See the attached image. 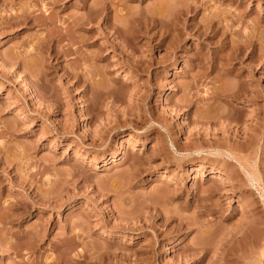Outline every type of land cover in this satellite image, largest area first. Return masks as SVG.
Returning a JSON list of instances; mask_svg holds the SVG:
<instances>
[{
    "label": "rangeland",
    "instance_id": "1",
    "mask_svg": "<svg viewBox=\"0 0 264 264\" xmlns=\"http://www.w3.org/2000/svg\"><path fill=\"white\" fill-rule=\"evenodd\" d=\"M180 1L0 0V264H264V0Z\"/></svg>",
    "mask_w": 264,
    "mask_h": 264
},
{
    "label": "bare ground",
    "instance_id": "2",
    "mask_svg": "<svg viewBox=\"0 0 264 264\" xmlns=\"http://www.w3.org/2000/svg\"><path fill=\"white\" fill-rule=\"evenodd\" d=\"M192 0H182V2L180 1L177 5H172V7H173V10L175 11V13H173V19L172 20H170L171 22L169 23V22H167L166 20V22L164 21V22H161L160 21V23H159V21H157L158 19H155V16L154 17H151V18H145L144 19V23L143 22H141V21H138V20H136V18L134 17V15L132 14V16H128V15H130V14H126L127 16H128V20L130 21V20H132V21H134V23L135 24H137L138 23V29H136V30H138L137 32H139L140 34L142 33L143 35H148L149 33H152L151 31H154V30H156L157 28H159V30H158V32H157V36L158 35H160V37L161 38H164V37H162V36H171V34H172V32L174 31L175 32V27H176V25L179 23V22H181V25H183V27L185 28V25H186V21H189V19L191 18V17H188V15L190 14L191 15V13L193 14L197 9H196V7H192ZM195 2V1H194ZM165 4H164V2H162V1H159L157 4H156V8L158 9V10H160V8L162 7V6H164ZM194 5H196L195 3H194ZM103 7V6H102ZM101 7V9H100V7H99V10H95V8L93 9L92 8V10L91 11H88V13H87V15L86 16H83L84 18H80L79 17V19H77V20H74L73 22H71L70 24H69V29L67 30L68 31V33H70V34H72V35H70V38H71V42H70V45L71 46H74V45H76V44H80V43H82L83 42V39L82 38H79V37H77V36H75L76 34H74L75 32H76V28H78V29H83L84 28V26H86V25H93V24H95V23H99L101 20H103V21H106V23L109 25V27L108 28H111L113 31H114V33L115 34H118V36L121 34V32H122V28L120 29L119 27H117L116 26V24H112L111 23V20L109 19V13L108 14H106L104 17H102V15H104V12L105 11H107V6L105 7V5H104V8H102ZM166 7H167V4H166ZM97 8V7H96ZM164 8V7H163ZM166 10V9H165ZM171 10V9H170ZM170 12V11H169ZM154 13H156L155 11H154ZM152 15V14H151ZM156 15V14H155ZM172 15V14H171ZM21 16V15H20ZM19 16V17H20ZM22 16H23V14H22ZM18 17V18H19ZM169 17H170V15H169ZM183 17H187L185 20H183L184 18ZM17 18V20H19ZM23 19H24V21H26L27 20V17H22ZM22 18H20V19H22ZM171 18V17H170ZM183 18V19H182ZM194 18L195 17H193L192 18V21L191 22H193L194 21ZM16 19V18H15ZM14 19V20H15ZM127 19V18H126ZM127 20V21H128ZM143 20V19H142ZM22 21V20H21ZM20 21V22H21ZM132 21H130V22H132ZM137 21V22H136ZM119 24V23H118ZM107 25V26H108ZM180 25V24H179ZM126 26V25H125ZM192 26V25H191ZM124 27V26H123ZM174 27V28H173ZM193 27V26H192ZM205 27V26H204ZM207 27V26H206ZM129 28V27H128ZM178 28V27H177ZM176 28V29H177ZM124 29H127L126 27L124 28ZM162 29H164V33L162 32L161 33V30ZM180 29V28H179ZM207 29H209V28H207ZM74 30H75V32H74ZM83 30H85V29H83ZM87 30V29H86ZM178 30V29H177ZM163 31V30H162ZM181 31V30H180ZM89 33L90 32H92V30H89L88 31ZM128 32V31H127ZM155 32V31H154ZM213 32V31H212ZM126 33V32H125ZM183 33V32H182ZM199 33V32H198ZM131 34V33H130ZM168 34V35H167ZM200 35H206V33H199ZM215 34V33H214ZM126 35V34H125ZM131 36V35H130ZM165 36V37H166ZM181 36V35H180ZM131 37H133V36H131ZM214 37V36H213ZM211 38V37H210ZM215 38H216V35H215ZM252 40V39H251ZM249 41V42H247V43H243L242 42V44H238L236 47H234V50L232 51V52H234L233 54V56H234V58L235 59H239L240 60V58L239 57H241V56H245V53H246V51H247V49L249 50H251L250 51V56H251V60H253V59H255L256 61H259L262 57H264V54L262 55V53H263V51L259 48V49H257L258 47H257V45L254 43V42H252V41ZM126 41H128V40H126ZM159 41V40H158ZM245 41V40H244ZM40 49H43V48H45L46 46H49L48 44H50L49 43V41H48V39L47 40H41L40 41ZM159 45H160V47L163 45V40H160V43H159ZM264 50V49H263ZM101 52H98L97 53V55H96V58H100L101 57V54H100ZM230 57V56H229ZM242 59H243V57H242ZM172 61H174V58H173V60ZM229 61V60H228ZM88 63H90L89 61H88ZM257 63V62H256ZM139 64H141V63H139ZM144 64V63H143ZM142 65H140V67H141ZM144 66V65H143ZM227 66V65H226ZM230 66V65H229ZM86 68H76L75 70H73V72L71 73V74H69V76L70 77H72L73 79H75L76 80V82L79 84V83H83L84 85H85V90H87V89H89L90 88V86H89V84L90 83H88V77H89V75H91L92 74V72L90 71V70H88V68H89V65H86L85 66ZM134 68H136V72L137 71H140V68L139 67H134ZM218 68V67H217ZM226 68H229V67H226ZM139 69V70H138ZM215 67L214 66H212L211 67V70L212 71H215ZM231 70V69H230ZM228 70H223V73L225 74V75H228ZM93 88V87H92ZM96 90V89H95ZM94 90V91H95ZM233 90V89H232ZM97 91V90H96ZM222 91V90H221ZM234 91V90H233ZM223 92V91H222ZM230 92V91H229ZM224 94H225V92H224ZM214 97H222V95L218 92V90H216L215 92H214ZM238 95V94H237ZM226 97H228V98H232L233 96H231L230 95V97L229 96H226ZM139 118V120L141 119V117H138ZM163 128V127H162ZM166 128V127H165ZM166 130V132L167 133H170L169 131H168V129L166 128L165 129ZM176 151V150H175ZM197 155H199V154H201V152L200 151H196L195 152ZM211 154H213L212 152H210ZM211 178H210V182H211V184L212 185H216V186H219L220 185V183L222 182V181H227V180H229L230 178H229V176H227V174L225 175V174H221V173H218V172H216V173H212L211 174ZM213 188H211V189H208V190H203V189H198V190H196V194L194 195V196H196L197 198L198 197H200V194L202 193V197H200V201L202 200V203L203 202H205V205H207V203L212 199V197H213V194L215 193L214 192V190H212ZM209 209V208H208ZM208 212V213H210L209 215H213L214 213V211L212 212V210H205V212ZM15 219H22V215H20V216H13V217H9V216H6V215H4V214H0V225H4V223L5 222H7V221H13V220H15ZM8 222V223H9ZM251 232V231H250ZM238 234V233H237ZM251 234V233H250ZM251 235H254V234H251ZM248 237V236H247ZM250 237V236H249ZM246 238V237H245ZM255 238H259V237H254L252 240L254 241V239ZM256 240V239H255ZM258 240V239H257ZM258 242V241H257ZM248 244H249V242H248ZM255 244V243H254ZM257 244V243H256ZM250 245V244H249ZM222 246V245H221ZM221 246L219 247L220 249H221ZM225 246V245H224ZM223 248V247H222ZM254 248V247H253ZM219 249V250H220ZM221 251V250H220ZM252 252V251H251ZM253 255H254V253H253ZM258 261H259V259H258ZM81 262V261H80ZM80 262H77V264L78 263H80ZM84 262V261H83ZM253 262V261H252ZM252 264V263H251ZM254 264H258L257 262H254Z\"/></svg>",
    "mask_w": 264,
    "mask_h": 264
}]
</instances>
